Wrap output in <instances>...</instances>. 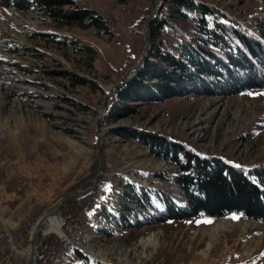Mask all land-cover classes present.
Returning <instances> with one entry per match:
<instances>
[{"label":"rangeland","instance_id":"1","mask_svg":"<svg viewBox=\"0 0 264 264\" xmlns=\"http://www.w3.org/2000/svg\"><path fill=\"white\" fill-rule=\"evenodd\" d=\"M199 1L247 29L264 27V3L257 0ZM75 2L103 16L111 34L56 26L34 5L0 6V264L31 263L35 227L94 177L100 138L97 179L52 217L61 234L42 227L35 264H264V223L239 217L154 223L162 211L156 194L146 211L127 198V183L140 193L149 188L180 198L173 181L177 167L138 138L113 133L136 130L242 167L262 165L264 89L132 102L135 112L114 120L106 119L109 101L100 121L108 92L131 78L144 53L151 0ZM152 2L156 8L163 0ZM191 28L185 19L170 18L160 40L171 43L180 29ZM54 71H70L90 83L74 84ZM49 247L58 250L51 259Z\"/></svg>","mask_w":264,"mask_h":264},{"label":"trees","instance_id":"2","mask_svg":"<svg viewBox=\"0 0 264 264\" xmlns=\"http://www.w3.org/2000/svg\"><path fill=\"white\" fill-rule=\"evenodd\" d=\"M257 1L264 3V0ZM32 5L53 19L56 26L75 24L111 34L103 16L79 7L75 0H0L1 7L17 10H28ZM173 17L189 21L192 28L180 29L171 43H165L160 36ZM148 40L149 52L142 67L135 78L114 93L106 119L133 114L135 109L129 107L132 102L159 101L192 92L199 96H230L264 89L263 26L247 29L203 1L163 0L156 7ZM86 50L91 52L89 48ZM52 74L78 85L90 83L70 71ZM113 133L122 139L138 138L153 154L177 167L173 181L181 190L180 198L149 188L140 193L133 184L127 183V198L146 211L153 207L152 196L156 194L162 211L154 223L197 217L210 220L239 217L264 223V164L242 167L219 157L196 153L167 137L136 130L120 128Z\"/></svg>","mask_w":264,"mask_h":264},{"label":"water","instance_id":"3","mask_svg":"<svg viewBox=\"0 0 264 264\" xmlns=\"http://www.w3.org/2000/svg\"><path fill=\"white\" fill-rule=\"evenodd\" d=\"M155 4L154 2H152L151 0V13H150V16L148 18V20L146 21L145 25H144V28H143V31H142V34H143V40H144V44H145V50H144V53L138 63V65L136 66V68L134 69V72H133V75L131 76V78L127 81H125L122 85L130 82L133 78L136 77V75L138 74L140 68L142 67L143 65V62L146 58V56L148 55V52H149V40H148V29H149V26L155 16ZM116 86L114 87L111 91L108 92L107 94V97L101 107V110H100V118L99 120L101 121L106 113V109H107V104L108 102L112 99V97L114 96V93L122 86ZM99 121V122H100ZM102 146H103V139L100 138V148H99V152H98V169H97V172L96 174L94 175V177L92 179H90L88 182L86 183H89V182H93L97 179L98 177V174H99V171H100V167H101V160H102ZM84 183V184H86ZM84 184L80 185L79 187H77L75 190H73L72 192H70L68 195H66L62 202L60 203V205L57 207V209L53 212V213H50L44 217H42V219L38 222L37 226L35 227V230H34V234L33 236L31 237V241H30V255H31V263L30 264H35L36 263V248H37V241H38V238H39V235H40V231H41V225L42 223L49 217V216H56L58 215L62 209H63V206L64 204L66 203V201H68L71 197H73L76 193H78L81 188L84 186Z\"/></svg>","mask_w":264,"mask_h":264},{"label":"bare ground","instance_id":"4","mask_svg":"<svg viewBox=\"0 0 264 264\" xmlns=\"http://www.w3.org/2000/svg\"><path fill=\"white\" fill-rule=\"evenodd\" d=\"M53 216H49L41 225V230L43 227L44 232H51V231H57L59 234H61L60 231H58V221L56 218H52ZM34 234V233H33ZM32 234V236H33ZM31 236V237H32Z\"/></svg>","mask_w":264,"mask_h":264},{"label":"built area","instance_id":"5","mask_svg":"<svg viewBox=\"0 0 264 264\" xmlns=\"http://www.w3.org/2000/svg\"><path fill=\"white\" fill-rule=\"evenodd\" d=\"M56 253H58V250L54 252L53 249L50 250V247H49V259H51L52 255Z\"/></svg>","mask_w":264,"mask_h":264}]
</instances>
